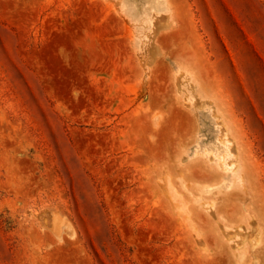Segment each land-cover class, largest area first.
I'll return each mask as SVG.
<instances>
[{"label":"rangeland","instance_id":"obj_1","mask_svg":"<svg viewBox=\"0 0 264 264\" xmlns=\"http://www.w3.org/2000/svg\"><path fill=\"white\" fill-rule=\"evenodd\" d=\"M0 264H264V0H0Z\"/></svg>","mask_w":264,"mask_h":264}]
</instances>
